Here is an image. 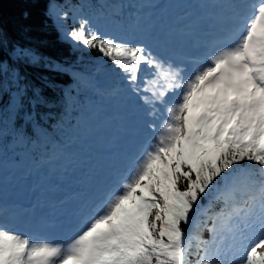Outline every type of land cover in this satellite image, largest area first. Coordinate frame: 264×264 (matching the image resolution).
Segmentation results:
<instances>
[{
	"label": "snow or ice",
	"instance_id": "1",
	"mask_svg": "<svg viewBox=\"0 0 264 264\" xmlns=\"http://www.w3.org/2000/svg\"><path fill=\"white\" fill-rule=\"evenodd\" d=\"M221 4L218 46L187 77L147 44L103 35L87 19L66 34L120 71L147 116L157 117L163 106L165 119L158 128L148 125L154 138L131 175L67 243L0 225V264H264V0ZM19 80L13 77L17 91L7 97L18 116L25 108ZM32 98L35 106L47 103L35 92ZM4 101L0 82V110ZM23 114L29 125L35 121L30 110ZM34 135L25 124L13 125L18 142ZM244 162L258 166V174ZM213 191L224 208L205 240L200 198Z\"/></svg>",
	"mask_w": 264,
	"mask_h": 264
},
{
	"label": "trees",
	"instance_id": "2",
	"mask_svg": "<svg viewBox=\"0 0 264 264\" xmlns=\"http://www.w3.org/2000/svg\"><path fill=\"white\" fill-rule=\"evenodd\" d=\"M55 0H0V25L4 32V42L0 47V82L3 83L5 101L0 110V139L2 151L14 152L10 148L14 124H25L37 135L39 148L46 153L49 146L36 131L39 122L43 135L66 141L76 132L93 113L94 107L84 97L101 98L103 90L99 82L114 80L110 61L102 57L95 49L81 48L64 37L49 11V5ZM97 0H81L82 7L97 9ZM118 3L120 0H111ZM85 8V7H84ZM90 10V11H91ZM108 12L111 13L109 8ZM23 50V54H20ZM19 75V85L25 90L24 110L19 114L8 104L7 97L17 91L13 77ZM79 75L76 78L74 75ZM75 82L77 90L74 99L69 102L65 96L67 87ZM33 92L46 100V104L35 106ZM31 111L35 121L29 125L28 117L23 113ZM14 154V153H13ZM9 158V157H8ZM245 166H250L244 162ZM215 191L200 198L203 215L199 217L200 227L206 215L224 208L223 198L216 200ZM211 201V203H210ZM203 217V219H202ZM186 232L189 225H183ZM212 239V234L210 239Z\"/></svg>",
	"mask_w": 264,
	"mask_h": 264
},
{
	"label": "rangeland",
	"instance_id": "3",
	"mask_svg": "<svg viewBox=\"0 0 264 264\" xmlns=\"http://www.w3.org/2000/svg\"><path fill=\"white\" fill-rule=\"evenodd\" d=\"M101 3L106 2L107 0H99ZM157 1V0H152ZM177 4V1H173L171 4H168L167 2H163V10L162 14L166 13V8L170 7L172 4ZM148 5L147 1L143 3V12L144 14L148 13V10L150 8H155V6L152 3H149ZM114 7V6H113ZM68 8L72 10L71 15L73 17L70 19L67 16V20L64 16L65 13L68 15ZM49 11L53 14L55 23L57 27L59 28L61 34L65 37H67L69 40H71L66 34L69 32L66 30V27L69 26L72 29L79 27V21L81 19H87L90 23V26L99 31L103 35H110L115 36L119 39H125L129 40L132 38L131 29L128 26L129 22H132V17L135 16V14H131V12H128V16H124L123 19L118 20L117 18L113 16H108L107 13L104 12L103 8L98 9L97 12L93 13H84L82 11V8L80 7V0H71L70 3H67V0H55L52 1L49 5ZM70 13V12H69ZM153 16V14H150ZM64 18V19H63ZM152 20V19H151ZM143 23V22H142ZM145 24V23H143ZM69 28V29H70ZM70 30V31H71ZM136 34H140L141 38H143L142 31H136ZM127 36V37H126ZM129 38V39H128ZM72 41V40H71ZM73 42V41H72ZM76 46H80L81 48H86L82 44L73 42ZM113 72L117 75V79L115 80V84L113 85V88L111 90V94L113 96V104L110 107H107L105 110L102 111V113L98 114L96 119H94L93 122H91L92 126L91 128H87L86 134L90 135L96 128L102 127L103 124H110L113 122V118L117 117L121 121L123 120V117L121 116L126 113V110L124 109L127 107L129 101H134V97H136L134 94H132L129 90V86L125 80L122 79V74L120 71L116 68L113 69ZM77 90V86L75 83L72 84V87H68V90L66 91V97L69 102H72L74 98V93ZM111 125V124H110ZM104 133L108 132L106 130H103ZM38 133H42L41 138H44L43 132L40 130ZM37 138L32 137V142L30 143H22L18 142L13 136L10 139V146L11 149L16 153V157L13 158L12 154L11 156L8 155L9 160H4L1 158V155H6L4 153H1V147H0V181H3L5 184L8 185L9 188H15L19 190H23L24 186L26 185L27 181H30V184L35 182L36 178L41 176V172H38L37 174L29 175L25 173V171H30L29 167H27V164L29 162H33V157L30 156V154L33 153V150L38 149L39 142L36 140ZM90 141L78 143V145H71L65 147L64 145H60L56 149L52 150V158H57L60 154L64 152H70L74 154L77 157H82L84 150L90 146ZM58 154L57 157H54L53 152ZM10 153V152H6ZM38 155H42L41 151L37 152ZM80 155V156H79ZM11 157V158H10ZM31 160V161H29ZM33 177V179H32ZM11 181V185L10 182ZM32 185V184H31ZM206 212V211H205ZM218 213H208L206 217L208 218L207 223H205V227L202 230V236L203 238H207L208 236V229H210L213 225V218ZM203 219V217H202Z\"/></svg>",
	"mask_w": 264,
	"mask_h": 264
},
{
	"label": "bare ground",
	"instance_id": "4",
	"mask_svg": "<svg viewBox=\"0 0 264 264\" xmlns=\"http://www.w3.org/2000/svg\"><path fill=\"white\" fill-rule=\"evenodd\" d=\"M70 1L71 0H67V3H70ZM206 4V3H205ZM180 5H184V4H182V2H181V0L179 1V3L178 4H174V6H172L171 7V10H169V12H173L174 11V9L176 8V7H178V6H180ZM207 5H210L209 3L207 4ZM204 6H206V5H204ZM81 7V6H80ZM193 7V8H192ZM184 9L185 10H191L192 11V13H193V15H192V17H191V20L193 19V17L194 18H197V19H199L200 17H202L201 19H202V21L197 25V28L199 27L200 28V26L203 24V22H204V20H205V17H206V14H208V13H210L211 12V14H214L215 16H218L220 13H221V11H220V8L218 7H216V5L215 6H211V7H209L208 9H203V6L202 5H199V4H197V3H195V2H190L186 7H184ZM202 9V10H201ZM68 18H72L73 17V15H71V12H72V10L70 9V8H68ZM70 12V13H69ZM138 13H139V15L138 16H141V11H138ZM206 13V14H205ZM205 14V15H204ZM204 16V17H203ZM67 17H66V20L68 19ZM64 19V18H63ZM207 23L205 24V26L206 27H208L209 26V23L210 22H212V21H206ZM217 22V21H216ZM70 27L69 26H67L66 27V30H68V31H70L71 30V28L69 29ZM178 29H181V27H178ZM175 29H170V30H168L167 32H169V34H175L174 31ZM167 32L166 33H164L163 35H167ZM163 35H161V36H163ZM176 41H177V43H179V45L182 47V49L181 50H185V48H188L189 46H191L192 45V40H189V37H187L186 36V38H177L176 39ZM168 46H173L172 44H170V45H168ZM173 51H177L176 52V54H178V56H179V54H181V52H179L176 48H169V49H167L166 50V53L168 54L169 52H173ZM172 99H174L175 97H171ZM136 111L138 112V109H136ZM164 116H165V113H162L161 111H159L158 112V114H157V117H155V118H153V117H151V118H149V119H147V118H145V119H143V120H139L138 122V124H140V122H141V125L144 127V129L145 128H147L146 126H148L149 124H155V125H158V124H160L161 122H162V119L164 118ZM136 118H138V115L136 116ZM136 128V127H135ZM123 129H129V124H125L124 125V128ZM137 130V128L136 129H134L133 131H131V133H133L134 131H136ZM127 138H129V139H127ZM128 140H130V141H128ZM133 140H135V139H131V134H124V133H121L120 131H118L117 129H116V127L114 126L111 130H110V132H109V135H108V137H107V141H106V143H108L109 145H110V149H108V152H107V154H106V157H108V156H113L114 155V157L115 156H118L117 155V153L119 154V155H121V152H122V150H123V148L127 145V144H129L128 145V147L127 148H131V147H133ZM136 142V141H135ZM102 144H105V142L104 141H102ZM136 144H137V142H136ZM136 147V146H135ZM134 148V147H133ZM138 148V147H137ZM136 149V148H135ZM134 149V150H135ZM142 153V152H141ZM66 156V155H65ZM114 157H112L110 160L108 159L107 160V162H108V164H111L112 166H114L115 164H112V162H113V158ZM123 157V156H122ZM128 156L127 155H125V158H123V161L122 162H124V161H129V158H127ZM135 157H137V156H132L131 158L134 160L135 159ZM63 167L61 166V165H59L58 166V174L60 175V176H64L65 175V173L63 172ZM56 186H59V183H56ZM77 186H79V185H76L75 187H77ZM72 194H75V193H72ZM71 194V195H72ZM77 194V193H76ZM78 206H79V204H78ZM87 213V212H86Z\"/></svg>",
	"mask_w": 264,
	"mask_h": 264
}]
</instances>
